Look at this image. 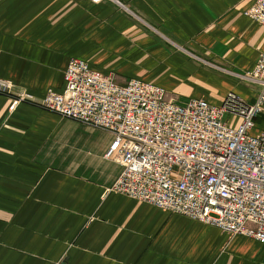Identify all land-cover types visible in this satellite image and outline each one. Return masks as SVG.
I'll use <instances>...</instances> for the list:
<instances>
[{
	"label": "crops",
	"instance_id": "1",
	"mask_svg": "<svg viewBox=\"0 0 264 264\" xmlns=\"http://www.w3.org/2000/svg\"><path fill=\"white\" fill-rule=\"evenodd\" d=\"M0 0V79L41 98L72 58L184 104L252 103L250 0ZM264 132V107L253 134ZM112 134L0 93V264H264V244L116 192Z\"/></svg>",
	"mask_w": 264,
	"mask_h": 264
},
{
	"label": "built area",
	"instance_id": "2",
	"mask_svg": "<svg viewBox=\"0 0 264 264\" xmlns=\"http://www.w3.org/2000/svg\"><path fill=\"white\" fill-rule=\"evenodd\" d=\"M250 1L247 16L264 27V0ZM63 78L61 92L49 89L38 99L1 79L0 93L109 131L113 139L104 156L122 169L105 194L264 244V132L252 133L264 107V52L243 76L260 88L252 103L229 92L218 105L204 99L177 104L158 85L139 78L119 84L113 73L78 58L70 59Z\"/></svg>",
	"mask_w": 264,
	"mask_h": 264
},
{
	"label": "rangeland",
	"instance_id": "3",
	"mask_svg": "<svg viewBox=\"0 0 264 264\" xmlns=\"http://www.w3.org/2000/svg\"><path fill=\"white\" fill-rule=\"evenodd\" d=\"M227 117V116H226ZM234 121V120H233Z\"/></svg>",
	"mask_w": 264,
	"mask_h": 264
}]
</instances>
